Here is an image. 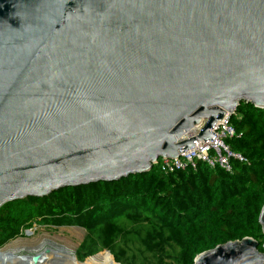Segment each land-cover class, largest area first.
<instances>
[{
    "label": "water",
    "instance_id": "1",
    "mask_svg": "<svg viewBox=\"0 0 264 264\" xmlns=\"http://www.w3.org/2000/svg\"><path fill=\"white\" fill-rule=\"evenodd\" d=\"M244 101L264 109V0H0V208L148 173ZM258 246L193 264H264Z\"/></svg>",
    "mask_w": 264,
    "mask_h": 264
},
{
    "label": "trees",
    "instance_id": "2",
    "mask_svg": "<svg viewBox=\"0 0 264 264\" xmlns=\"http://www.w3.org/2000/svg\"><path fill=\"white\" fill-rule=\"evenodd\" d=\"M230 123L236 135L227 142L247 159H234L232 170L200 161L163 173L154 165L117 181L7 202L0 248L34 226H79L86 236L77 262L106 250L114 264H193L198 254L245 237L264 252V109L244 101Z\"/></svg>",
    "mask_w": 264,
    "mask_h": 264
},
{
    "label": "rangeland",
    "instance_id": "3",
    "mask_svg": "<svg viewBox=\"0 0 264 264\" xmlns=\"http://www.w3.org/2000/svg\"><path fill=\"white\" fill-rule=\"evenodd\" d=\"M85 236L86 230L79 226H34L0 249H17L7 256L11 264H27L25 258L37 254L41 255L37 264H71L70 255L76 253ZM47 250L50 252L45 253ZM105 252L103 250L85 261L90 260L91 264H114Z\"/></svg>",
    "mask_w": 264,
    "mask_h": 264
},
{
    "label": "built area",
    "instance_id": "4",
    "mask_svg": "<svg viewBox=\"0 0 264 264\" xmlns=\"http://www.w3.org/2000/svg\"><path fill=\"white\" fill-rule=\"evenodd\" d=\"M204 122L188 132L183 139H188L200 133ZM215 135L213 140H200L194 142V147L181 152L178 158H160L154 165H158L163 173H173L178 170L196 169L198 162H204L212 168L217 166L232 170L233 160L245 162L247 159L240 153L234 152L227 140L236 135L234 126L230 119L225 117L211 128Z\"/></svg>",
    "mask_w": 264,
    "mask_h": 264
},
{
    "label": "bare ground",
    "instance_id": "5",
    "mask_svg": "<svg viewBox=\"0 0 264 264\" xmlns=\"http://www.w3.org/2000/svg\"><path fill=\"white\" fill-rule=\"evenodd\" d=\"M17 249H8V250H0V264H11V261L7 260V256L13 254V252ZM22 257V256H21ZM71 264H91V261H83V262H77L76 256L74 253H71ZM26 259V258H25ZM7 260V262H6ZM5 261V262H4ZM29 264H33L31 259H28Z\"/></svg>",
    "mask_w": 264,
    "mask_h": 264
}]
</instances>
